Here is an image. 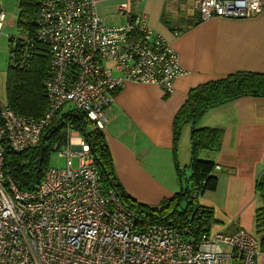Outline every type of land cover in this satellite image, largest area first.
Listing matches in <instances>:
<instances>
[{"label":"built area","instance_id":"2783aa9c","mask_svg":"<svg viewBox=\"0 0 264 264\" xmlns=\"http://www.w3.org/2000/svg\"><path fill=\"white\" fill-rule=\"evenodd\" d=\"M183 1L194 4L202 21L248 19L264 11L260 0ZM117 13L126 23L111 27L95 0H43L34 39L14 40V64L31 60L38 45L48 49L50 78L43 117L0 110V264H259L260 244L244 229L205 235L198 243L172 226L139 231L137 213L114 190L102 188L89 145L78 133L69 131L66 145L54 146L66 168H48L33 190H20L9 175L6 149L22 153L40 147L46 131L62 125L57 120L69 104V112L86 114L104 131L107 110L125 83L175 92L185 70L168 39L129 4ZM6 21L0 4V32Z\"/></svg>","mask_w":264,"mask_h":264},{"label":"crops","instance_id":"0c3cea01","mask_svg":"<svg viewBox=\"0 0 264 264\" xmlns=\"http://www.w3.org/2000/svg\"><path fill=\"white\" fill-rule=\"evenodd\" d=\"M95 1L111 27L126 23L117 13L121 6L129 4L133 13L145 15L149 27L165 36L179 54L185 70L173 94L166 95L154 84L127 82L107 110L104 133L123 190L142 205L158 207L183 189L179 173L187 177L191 172L194 125L183 127L178 142L174 134L176 116L190 92L240 72L264 74V11L248 19L202 21L194 4L183 0ZM18 16L16 22L7 18L5 28L17 26ZM108 67L113 70L112 64ZM197 127L224 131L221 151L202 154L217 167V189L198 200L200 207L212 212L210 235L248 231L260 244L259 264H264V234L256 229V212L262 207L257 184L264 178V98L242 97L213 108Z\"/></svg>","mask_w":264,"mask_h":264},{"label":"trees","instance_id":"16d2710c","mask_svg":"<svg viewBox=\"0 0 264 264\" xmlns=\"http://www.w3.org/2000/svg\"><path fill=\"white\" fill-rule=\"evenodd\" d=\"M42 2L43 0H20L17 28L22 38L34 39ZM16 48L12 42L7 76L8 107L21 116L39 119L48 107L45 83L50 78L49 51L46 47L38 45L34 49L33 58L23 65L17 62L14 64ZM242 97L264 98V74L240 72L201 85L190 92L187 102L176 116L174 134L178 142L183 127L186 124L194 125L190 143L191 176L187 178L183 173H179L180 181L183 183V180H186V186L159 207L139 204L126 194L117 178L105 133L93 124L86 114L62 112L57 120V123L61 122L62 125L47 130L38 148L22 153H15L7 148V170L20 190H33L42 182L48 170L54 146L66 145L69 131L78 133L89 145L102 179V188L106 192L114 190L122 202L137 213L139 231H145L153 224L172 226L185 240L198 243L203 236L210 234L213 223L212 212L200 207L198 200L206 192L215 191L218 185V179L214 176L216 164L202 159V154H217L221 151L224 131L199 128L197 122L209 110ZM257 194L262 201V207L256 212V229L264 234V178L257 184ZM183 204H186L187 208L185 212L180 213L179 208Z\"/></svg>","mask_w":264,"mask_h":264},{"label":"rangeland","instance_id":"374dc122","mask_svg":"<svg viewBox=\"0 0 264 264\" xmlns=\"http://www.w3.org/2000/svg\"><path fill=\"white\" fill-rule=\"evenodd\" d=\"M18 3H19L18 0H0V4L5 6L4 9L6 11L8 21L16 22L17 16H18ZM21 37L22 36L15 24L11 25L8 28L7 27L4 28L3 31L0 32V108L1 109L8 107L7 76H8V71L10 67L11 45H12V42H14V40H18ZM72 109H73V105L69 104L67 108L63 110V112L67 113L71 111ZM72 133H75V132H72ZM62 152L63 150H60V153ZM73 163H74V166L77 167L78 159L74 158ZM48 168H57L61 170L65 169L66 168V158H61L59 152H52L50 155V161H49ZM190 173H191L190 171L186 172L187 178H190L191 176ZM183 181H184L183 182L184 186H186V180H183ZM149 207H153V206H149ZM186 208H187L186 204H183L179 208V212L180 213L185 212Z\"/></svg>","mask_w":264,"mask_h":264},{"label":"water","instance_id":"95a60500","mask_svg":"<svg viewBox=\"0 0 264 264\" xmlns=\"http://www.w3.org/2000/svg\"><path fill=\"white\" fill-rule=\"evenodd\" d=\"M42 161V160H41ZM39 171H41V168H40V170Z\"/></svg>","mask_w":264,"mask_h":264}]
</instances>
